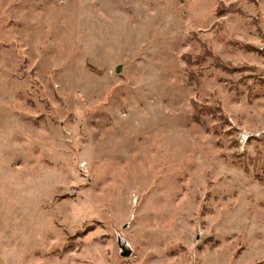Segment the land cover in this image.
I'll list each match as a JSON object with an SVG mask.
<instances>
[{
    "label": "rangeland",
    "instance_id": "1",
    "mask_svg": "<svg viewBox=\"0 0 264 264\" xmlns=\"http://www.w3.org/2000/svg\"><path fill=\"white\" fill-rule=\"evenodd\" d=\"M0 264H264V0H0Z\"/></svg>",
    "mask_w": 264,
    "mask_h": 264
},
{
    "label": "trees",
    "instance_id": "2",
    "mask_svg": "<svg viewBox=\"0 0 264 264\" xmlns=\"http://www.w3.org/2000/svg\"><path fill=\"white\" fill-rule=\"evenodd\" d=\"M220 61L218 59H216V63L218 64Z\"/></svg>",
    "mask_w": 264,
    "mask_h": 264
}]
</instances>
